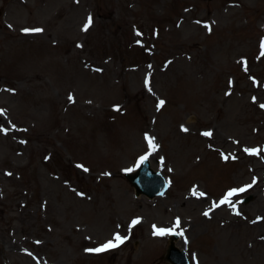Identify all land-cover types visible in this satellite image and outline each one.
I'll use <instances>...</instances> for the list:
<instances>
[{"label": "rangeland", "instance_id": "obj_1", "mask_svg": "<svg viewBox=\"0 0 264 264\" xmlns=\"http://www.w3.org/2000/svg\"><path fill=\"white\" fill-rule=\"evenodd\" d=\"M262 39L264 0H0V264H264Z\"/></svg>", "mask_w": 264, "mask_h": 264}, {"label": "snow or ice", "instance_id": "obj_2", "mask_svg": "<svg viewBox=\"0 0 264 264\" xmlns=\"http://www.w3.org/2000/svg\"><path fill=\"white\" fill-rule=\"evenodd\" d=\"M91 24H92V17L89 16L87 21L85 22L82 30L83 31H87L88 28L91 26ZM24 31L25 32H40V31H42V29H38V28L37 29H24ZM260 46H261V55L264 56V39L261 40V45ZM145 83H146V86H147V84H148V80L147 79H146ZM69 101L70 102H74V98L71 95H69ZM163 104H164V101H162V100L159 101L158 106H157L158 109ZM261 107H264V105H261ZM3 113H4V110H0V115H2ZM12 127H15V126L13 125ZM182 130L183 131H187L186 128H182ZM7 131H8L7 129L0 128V132H4L5 134H7ZM203 135L210 136L211 133L210 132H205V133H203ZM145 140H146L150 150H155V148L158 147V145L155 144V138L154 137H150L147 134H145ZM245 151L249 152V154H257L260 150L259 149H245ZM222 158L227 160L229 157L228 156H222ZM146 159H147V156L140 157V159L138 161V164L142 163ZM78 167H83V166L82 165H78ZM84 170L87 171V169H84ZM247 187H251V185H248ZM245 190H246L245 188L230 190V192L228 194H226V196L223 199H221L218 203L214 202L212 207L216 208V207H220L223 204H228L230 207L233 208V210H234L236 215H240V212L238 210H236V206L231 203L229 197H231L232 195H234V194H236L238 192H243ZM192 194L194 196H204L205 195L202 192H197L196 189L192 190ZM203 214L205 216H208L209 215V211H205ZM138 222H139L138 219L137 220H133L132 224L135 225ZM179 225H180V220H179V218H177V220L175 222V227H179ZM153 228H154V232H153L154 235H164L166 233H171V232L174 231V229L156 228L155 225L153 226ZM176 234L183 235V232L176 233ZM124 239H126V238L125 237H121L117 233V234H115L113 236L112 240L107 241L105 244L101 245L100 247L95 248V249H86V251H89V252L106 251L109 248L118 247L120 244H122L124 242ZM37 243H39V242H37ZM29 254L31 255V253H29Z\"/></svg>", "mask_w": 264, "mask_h": 264}, {"label": "water", "instance_id": "obj_3", "mask_svg": "<svg viewBox=\"0 0 264 264\" xmlns=\"http://www.w3.org/2000/svg\"><path fill=\"white\" fill-rule=\"evenodd\" d=\"M126 178L135 187L136 194L144 193L149 197L162 194L167 189V182L164 177L153 171L149 162L145 160L134 173L125 174ZM165 259L173 264H190L185 253L177 249L172 243L167 249Z\"/></svg>", "mask_w": 264, "mask_h": 264}]
</instances>
